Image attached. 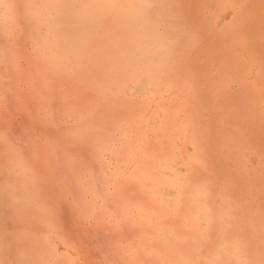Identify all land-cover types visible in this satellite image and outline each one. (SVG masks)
<instances>
[{
  "label": "clouds",
  "instance_id": "9594fccd",
  "mask_svg": "<svg viewBox=\"0 0 264 264\" xmlns=\"http://www.w3.org/2000/svg\"><path fill=\"white\" fill-rule=\"evenodd\" d=\"M195 43L181 0H0V264H250L233 197L187 129L192 150L166 137L135 193L107 167L123 128L110 109ZM61 202L105 239H74Z\"/></svg>",
  "mask_w": 264,
  "mask_h": 264
},
{
  "label": "bare ground",
  "instance_id": "6f19581e",
  "mask_svg": "<svg viewBox=\"0 0 264 264\" xmlns=\"http://www.w3.org/2000/svg\"><path fill=\"white\" fill-rule=\"evenodd\" d=\"M251 1L252 0H181V6L188 27L196 37L195 45L178 55L170 72L158 88L149 93L137 95L135 98L114 105L110 109L113 118L118 124L123 125V128L121 133L122 138L120 140L121 146H119L118 152L110 157V164L107 165V167L112 173L115 182L125 187L128 193H135L136 186L132 182V178L137 175L139 169L143 166L145 154L151 153L161 146H169V141L166 137L171 136L173 138L179 154L187 155V153L192 150L187 143L183 142L185 129H187L190 134V138L194 140L196 148L201 152L203 162L207 169L211 163L209 160H211L213 156H216L213 159L223 157L222 159L225 162L228 160L227 157L229 155L230 159L232 158L231 156H236L234 155L236 152L235 148L238 147L235 145L233 146L234 150L231 148V150L234 151L232 155L228 154V152L232 153L231 150L228 149V146L232 147V145L235 144L237 133H241L249 128L250 120L253 116V100L255 101L258 99H255L256 96H253V92L255 91L254 88L256 87H254V85L252 86V71L256 63H260V66L264 64L263 61H261L262 59L256 62L253 60L254 56H252L254 49L253 43H259L260 45L259 38L254 37L258 40L253 42V27L260 25L263 27L264 16L259 17L255 24H252L253 7L251 6ZM262 1L260 4H262ZM260 37H262V35ZM261 45L264 48L263 42ZM261 45L260 47H255L257 50L259 49L258 54H260V57L262 54L264 56V52L259 53ZM254 52L257 51L254 49ZM263 66L258 68L259 71L256 75L257 80L261 82L260 84L264 82ZM263 84L262 86H264ZM256 102L257 101H255V103ZM256 109L259 110V108ZM255 110L254 113H256ZM260 110L264 113V107H261ZM257 114L259 115L258 112ZM257 114H255V116ZM254 120L255 119H253V121ZM254 122L256 124V121ZM21 123H27V120L25 118L18 120L17 128H19ZM259 124L257 123L256 127L264 124V121ZM254 129L256 128L253 127V131L249 129V134L252 136L255 135L253 141L254 138L256 139L261 133L263 142H260L261 140L259 141L262 137L259 139L257 138L256 142L259 141L260 143H264V134H262V132H264L262 131L264 127H261L262 132L258 131V133L260 132L259 134H256L257 129ZM246 130L245 132L248 134ZM240 133L238 135L239 137L243 135ZM252 133H254V135ZM244 135H246V133ZM250 136L248 135V138ZM240 139L237 138L239 149L243 148L240 147ZM250 140H252V138ZM253 141L248 143L249 148L251 146L250 144H253ZM256 142L254 141L253 144L254 150L255 144H257ZM242 143L241 146L244 145V142ZM260 149L258 148V152ZM238 151L236 154L240 152V158L242 157L243 159V154L241 155L243 150ZM260 151L262 153L261 155L264 156V151H262V149ZM258 152L256 155H258ZM218 153H220V156H218ZM237 157H239L238 154ZM213 159L212 164H214ZM242 159L241 161L244 163V159ZM261 159L264 163L263 157H261ZM232 160L233 158L230 162L228 161V163L232 164ZM236 161L238 164H241L238 160ZM91 163L93 167H96L94 161ZM243 163L240 167H242V165L244 167L245 164ZM249 163L251 164V162ZM224 164H222V166H225ZM238 164L236 170L239 166ZM127 165H133V167H135L133 173L129 176L130 178H125L120 171L122 166ZM258 166L260 165L258 164ZM211 168H215V166L213 167L212 165ZM218 169L220 168L218 167ZM223 169L224 167H222V170ZM225 169H227V167ZM260 169L262 168L260 167ZM238 170L242 172V179H239V177L241 178L240 174V176L238 175L235 177L233 169L235 181L236 178L239 179V182L244 180V178L247 180L245 179L246 181L244 180L241 183L237 180L236 182L239 184L235 182L233 185L229 182L231 186L227 184L230 186H228L227 190L230 189L229 192L232 194L237 193V196L233 194V198L237 197L234 200H238L237 202L234 201V204L236 211L240 208V212L237 211L239 228L248 243L250 264H264V220L262 221L263 216H261L263 212L258 215V217H254L256 214L264 211V204H258L259 202L256 201V205L254 202L255 199L252 198L255 192H257V195L259 192H261L262 195L264 194V178L261 172L260 174L258 172V174L261 175V177H259L263 179L258 177L257 180H252V174L248 175L250 178L248 179L247 176L244 177L243 175H245L244 170L250 172V168L246 169L245 167L244 170L238 168ZM255 170L256 169H254V171ZM223 172L227 174L228 170H226V173L225 171ZM223 172L220 174V177L224 175ZM255 172H253L254 177L258 176L255 175ZM215 173L219 174L216 171ZM238 173H240V171ZM262 173L264 175V172ZM230 174H232V172ZM255 187L258 189H253ZM239 189H242L244 192L238 194L240 191ZM253 190H255V192L251 197H248ZM246 191L248 196L246 195ZM244 193H246L245 195L247 197L243 196ZM259 195L261 197V194ZM254 197H256V194ZM243 198L244 201L242 200ZM240 200H242V203ZM251 201L254 202L253 206ZM244 203L249 210L254 207V209H252L254 211L248 210L247 213L243 212L241 207L244 211L246 209L244 208ZM258 205H260V207L262 206V209H260ZM59 208L61 221L65 228H67L68 225H74L75 210L72 206L68 203L61 202ZM0 219L3 218L0 217ZM78 219L81 225L85 223L82 222L79 217ZM7 223L8 226L11 227V223ZM67 230H69V228H67ZM73 232H76V234L74 235ZM82 232L84 231L78 227L71 233H73L74 239L88 243V245L90 244L92 247L105 239L102 233L94 229L88 233L90 236H84L81 234ZM132 235V233L127 234L129 238H131Z\"/></svg>",
  "mask_w": 264,
  "mask_h": 264
},
{
  "label": "rangeland",
  "instance_id": "374dc122",
  "mask_svg": "<svg viewBox=\"0 0 264 264\" xmlns=\"http://www.w3.org/2000/svg\"><path fill=\"white\" fill-rule=\"evenodd\" d=\"M261 1L262 0H252L251 1V6L253 7V18H251V21H252V24H255V22H256V20H258V18L259 17H263L264 16V1H262V4H260L261 3ZM263 21H264V19H263ZM259 24V23H258ZM255 26V25H254ZM263 30V31H262ZM253 42H256L255 40H258V39H256V38H259L260 39V45L262 44V42H263V46H264V26L263 27H261V25L260 26H256V27H253ZM262 35V37H260ZM254 37H256V38H254ZM258 42V41H257ZM255 44L256 43H253V45H254V49L257 51V52H254V49H253V55L252 56H254V61H256V62H259L260 60L259 59H262L261 61H263V63H264V56H263V54L261 55V57H260V54H258V50L255 48V47H260V45H259V43L258 44H256V46H255ZM259 45V46H258ZM264 50V48L262 47V45H261V50L259 51V53L261 52H264L263 51ZM260 58H259V57ZM264 64H262V66H263ZM262 66H260V63H256V65L253 67V71H252V86L254 85V87H256V88H254L255 89V91L253 92V96H256L255 97V99L256 98H258V99H256L255 101H257L256 103H255V101L253 100V107H252V118H251V120H250V124H249V128H247V130L246 131H248V134H247V132H245V130L243 131V132H245L246 133V135H244L245 133H243V132H239L240 134H243L244 135V137H243V135H241L240 137H241V139H240V137L238 136L239 135V133H237L238 135H237V138L238 139H240L239 141H240V147H243V148H240L239 149V143H238V140H237V138L235 137V139H236V141H235V144L234 145H232V147L231 146H228V149H230L231 150V148L234 150V148H233V146H235L236 145V147H238V148H235L236 150V152L239 150H243V153L241 152V155L243 154V159H242V157L240 158V152L239 153H237L238 155H239V157H237V154H236V152L234 153V151L233 150H231V152L232 153H230V152H228V154H232L233 155V153H234V155H236V156H231L232 158H233V160H232V164H229L228 163V161L230 162L231 161V159H230V155L227 157L228 158V160L225 162V161H223V157H218V156H220V153H218V158H216V159H213V158H215L214 156L211 158V160H209V161H211V163L209 164V167H208V170L214 175V177H215V179L217 180L218 179V182H220L221 184H223V186H225V187H227L226 189H228V186L230 185L229 184V182L231 183V185H233V183H235L237 180H238V182H239V179L241 180L242 179V172H241V170H238V168L239 169H241L242 168V170H244L245 169V167H246V169H248V168H250L251 170H250V172L247 170V172L244 170V174L245 175H243L244 177H246L247 176V178L248 179H250L249 177H248V175L249 174H252V177H254L253 175V172H255V175H258V176H255L254 178H252L251 176V179L252 180H254V179H256L257 180V178L260 176L261 177V175H262V177L264 178V175H263V173L262 172H264V163L262 162V159H261V157H263V160H264V156H262L261 154V149H262V151H264V143H260V142H263L262 140H263V137H262V135H261V133L259 134L258 133V131H261V127L263 128L264 127V124H262L261 126H259V127H256V125H257V123L259 124L260 122L262 123L263 121H264V113H263V111H261L260 109H261V107H264V86H262V84L264 83L263 81V83L262 84H260L261 82H259L258 80H257V73H258V68H261ZM264 67V66H263ZM257 85V86H256ZM264 85V84H263ZM253 89V88H252ZM255 92H256V94H255ZM257 95H258V97H257ZM256 105V106H255ZM255 106V107H254ZM256 108H259V110H260V112H259V110H257ZM256 109V110H255ZM254 110H255V112L256 113H254ZM257 112L259 113V115L257 114ZM255 114H257L256 116H255ZM262 116H261V115ZM255 117V118H254ZM258 117V118H257ZM253 119H255L254 121H256V124H255V122L253 121ZM257 119H258V121H257ZM259 119H260V122H259ZM253 121V122H252ZM252 123H254V124H252ZM253 127H255L256 129H257V133L256 134H259V136L258 137H256V139L258 138H261V139H259V141L258 142H256V139L254 138V141L257 143V144H255V150H254V141H253V137L255 136L254 135V133H252L254 136H252L251 134H249L250 132H249V129H251L252 130V126ZM260 125V124H259ZM250 126H251V128H250ZM256 129H254V130H256ZM260 129V130H259ZM250 130V131H251ZM253 131V130H252ZM262 131H264V129L262 130ZM261 131V132H262ZM254 132H256V131H254ZM262 134H264V132H262ZM248 135L252 138V140H250L251 138L249 137L248 138ZM235 136H236V134H235ZM264 136V135H263ZM244 138V139H243ZM248 138V139H247ZM241 140H242V142H244V145L243 146H241L243 143L241 142ZM245 140V141H244ZM246 140H247V143H246ZM250 140V141H249ZM251 141H253V144H250L251 146H250V148H249V146H248V143L250 142L251 143ZM260 143V146L258 147V144ZM237 144H238V146H237ZM253 145V146H252ZM263 147H262V146ZM248 146V147H247ZM245 147H247V148H245ZM260 149V147H261V149L259 150V152H258V148ZM250 149V150H249ZM256 149H257V152H258V155H256ZM249 151H250V153H249ZM260 155V156H259ZM263 155H264V152H263ZM226 157V156H225ZM224 157V158H225ZM237 158H239L240 159V161H239V159H237ZM212 159H213V163L214 164H212ZM219 159V160H218ZM221 159V160H220ZM241 159L244 161V163L241 161ZM236 160H238V162L240 163L241 162V164L243 163V164H245L244 165V167H243V165H242V167H240L241 166V164H238L237 163V161ZM246 160V161H245ZM263 163V165H262V163L260 162V161ZM208 161V162H209ZM219 161H222V162H219ZM235 161V162H234ZM215 162H216V164H215ZM219 164H218V163ZM249 162H251V164L249 163ZM257 162H259V163H257ZM221 163V164H220ZM225 163V164H224ZM261 163V164H260ZM218 164V165H217ZM222 164H224L225 166H222ZM237 164L239 165L238 166V168H237V170H236V167H237ZM258 164L260 165V166H258ZM208 165V164H207ZM213 165V167L215 166V168H211V166ZM219 165H221V166H219ZM216 166H218L220 169H221V171H220V169H218V167H216ZM231 166H233V167H231ZM222 167H224V169L222 170ZM227 167V169H225ZM230 167H231V169H230ZM260 167L262 168V169H260ZM111 169H113V168H111ZM121 170V174H123V176L125 177V178H130L129 176L133 173V170L135 169V167H133V165H130V166H122V168H120ZM210 169H212V170H210ZM233 169H234V172H233ZM254 169H256L255 171H254ZM216 172H218L219 174H217V173H215V171ZM217 170H219V171H217ZM226 170H228V173L227 174H224V172L223 171H225V173H226ZM230 170V171H229ZM253 170V171H252ZM240 171V173H238ZM222 172H223V174L224 175H221V177H220V174H222ZM232 172V174H230ZM237 172V173H236ZM258 172H259V174H260V172H261V175H259L258 174ZM215 173V174H214ZM233 173H234V175H235V177H237L239 174L241 175V178L239 177V179L238 178H236V181H235V177L233 176ZM247 173V174H246ZM239 175V176H240ZM217 176V177H216ZM218 176H219V178H218ZM222 176H223V178H222ZM259 177V178H260ZM121 178V177H120ZM221 178V179H220ZM233 178H234V180H233ZM263 178H260V179H263ZM246 178H244V180H245ZM223 180V181H222ZM232 182H231V181ZM244 180H242V181H244ZM247 180V179H246ZM245 180V181H246ZM241 181V182H242ZM241 182H239V183H241ZM251 182V181H250ZM252 182H254V181H252ZM237 183V182H236ZM239 183H237V184H239ZM130 184H132V183H130ZM227 184H229V185H227ZM227 185V186H226ZM230 185V186H231ZM229 186V187H230ZM247 189H248V187H247ZM253 189H255V190H257L258 188L257 187H255V188H253ZM240 191L238 192V194H242V192H244V191H242V189H239ZM243 190H245V189H243ZM255 190H253L252 191V193H250L249 195L250 196H248V193H247V191H246V193H244L243 194V196L245 197L246 195L248 196V197H251L252 196V194L255 192ZM261 190H262V188H261ZM228 191H230V189L228 190ZM259 191V190H258ZM231 193V192H230ZM234 194V193H233ZM232 193H231V195H232V197H234V195H236L237 193H235L234 195H233ZM246 194V195H245ZM256 194V197H254V195ZM259 194H261V197H260V195ZM264 195V194H263ZM263 195H262V193L261 192H259L258 193V195H257V192H255L254 194H253V196H252V198L253 199H255V204L257 205V203H256V201L257 202H259L258 204H260L261 203V205L262 204H264L263 202H264V200H263ZM237 196V195H236ZM246 196V197H247ZM263 197V198H262ZM237 197H235V198H233V200L234 199H236ZM250 199V198H249ZM243 201H244V198L242 199ZM242 200H240V202L242 203ZM234 201H238V200H234ZM253 201H251V204H252V206H253V204H254V202ZM245 204V203H244ZM244 204H243V206H244ZM246 204H245V206H244V208H246ZM258 207H260V205H258ZM264 208V207H263ZM240 209V208H239ZM237 210L238 212H240V210ZM247 209V210H246ZM245 209V211L243 210V208L241 207V210L243 211V212H245V213H247L248 212V208H246ZM252 209H254V207H252ZM252 209H250L249 211H254V210H252ZM260 209H262V206L260 207ZM262 212H263V215H261V216H263L262 217V221L264 220V211H261L259 214H254L253 216L254 217H258V215H260V214H262ZM239 214V213H238ZM74 217H75V219H74V221H73V223H74V225L73 224H71V225H68L67 226V228H69V232L71 231H73L75 228H78V227H80L84 232H82L81 234L82 235H84V236H90V234H88V233H90L91 232V230L93 231V228H91V227H89L86 223H84L83 225H81L80 224V221H79V219H78V215H77V213H76V211L74 212ZM76 218H77V221H76ZM261 218V217H260ZM82 222H84V221H82ZM242 225V224H241ZM66 228V229H67ZM77 231V230H76ZM70 232V233H71ZM74 233V232H73ZM73 233H71V235L72 236H74L75 234H76V232L74 233V235H73ZM81 241V240H80ZM84 244H86V245H88V243H85V242H83ZM90 245V244H89ZM88 245V246H89ZM89 247H92L91 245L89 246Z\"/></svg>",
  "mask_w": 264,
  "mask_h": 264
}]
</instances>
